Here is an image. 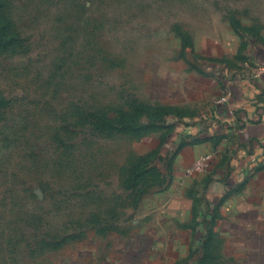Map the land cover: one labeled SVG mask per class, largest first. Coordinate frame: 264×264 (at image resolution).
I'll use <instances>...</instances> for the list:
<instances>
[{
  "label": "rangeland",
  "instance_id": "1",
  "mask_svg": "<svg viewBox=\"0 0 264 264\" xmlns=\"http://www.w3.org/2000/svg\"><path fill=\"white\" fill-rule=\"evenodd\" d=\"M229 14L264 20V0H0V264H115L156 178L114 104L164 33Z\"/></svg>",
  "mask_w": 264,
  "mask_h": 264
},
{
  "label": "crops",
  "instance_id": "2",
  "mask_svg": "<svg viewBox=\"0 0 264 264\" xmlns=\"http://www.w3.org/2000/svg\"><path fill=\"white\" fill-rule=\"evenodd\" d=\"M164 35L168 50L114 104L156 178L112 232L115 264H264V20L229 14ZM206 154L208 171L186 176Z\"/></svg>",
  "mask_w": 264,
  "mask_h": 264
},
{
  "label": "built area",
  "instance_id": "3",
  "mask_svg": "<svg viewBox=\"0 0 264 264\" xmlns=\"http://www.w3.org/2000/svg\"><path fill=\"white\" fill-rule=\"evenodd\" d=\"M224 100L225 98L222 99V101ZM261 159L264 162V149H263ZM210 160H211L210 154L201 156L199 159H197L191 166H189L185 170V175L188 177H192L197 174H202V173L207 172L210 167Z\"/></svg>",
  "mask_w": 264,
  "mask_h": 264
}]
</instances>
